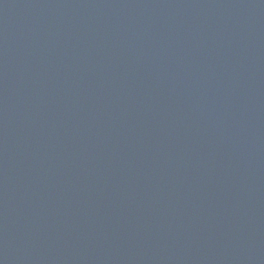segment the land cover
I'll return each instance as SVG.
<instances>
[{
  "label": "water",
  "instance_id": "1",
  "mask_svg": "<svg viewBox=\"0 0 264 264\" xmlns=\"http://www.w3.org/2000/svg\"><path fill=\"white\" fill-rule=\"evenodd\" d=\"M0 264H264V0H0Z\"/></svg>",
  "mask_w": 264,
  "mask_h": 264
}]
</instances>
